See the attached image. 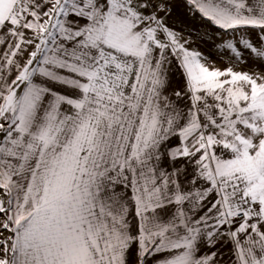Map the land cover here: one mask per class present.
Masks as SVG:
<instances>
[{"label": "snow or ice", "instance_id": "1", "mask_svg": "<svg viewBox=\"0 0 264 264\" xmlns=\"http://www.w3.org/2000/svg\"><path fill=\"white\" fill-rule=\"evenodd\" d=\"M175 2L0 0V264H264V0Z\"/></svg>", "mask_w": 264, "mask_h": 264}, {"label": "crops", "instance_id": "2", "mask_svg": "<svg viewBox=\"0 0 264 264\" xmlns=\"http://www.w3.org/2000/svg\"><path fill=\"white\" fill-rule=\"evenodd\" d=\"M172 20H176L178 22V26H185L189 30L195 29L199 34L200 39L196 40V45L199 50L208 58V62L210 65H214L216 67H226L229 64L228 55L223 52L220 48H218L219 43L221 42V37L215 35V29L207 27L202 24L200 20H193L189 16L186 15L183 7L181 6L180 0H176L173 6V16L170 18ZM207 33V35H205ZM230 37H225V39ZM250 62V60L248 61ZM238 70L240 67H243L245 71H262L261 68H250L245 65H238ZM183 86V81L180 76H176L172 80L173 88H181ZM134 262V255H133Z\"/></svg>", "mask_w": 264, "mask_h": 264}, {"label": "rangeland", "instance_id": "3", "mask_svg": "<svg viewBox=\"0 0 264 264\" xmlns=\"http://www.w3.org/2000/svg\"><path fill=\"white\" fill-rule=\"evenodd\" d=\"M245 66H249L250 68H260V67H258L257 65H255V64H252V62L250 61V62H248ZM262 69V71H264V68H261Z\"/></svg>", "mask_w": 264, "mask_h": 264}]
</instances>
